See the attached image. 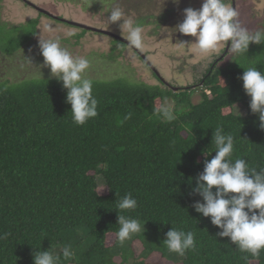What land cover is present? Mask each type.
Segmentation results:
<instances>
[{"label": "trees", "instance_id": "obj_1", "mask_svg": "<svg viewBox=\"0 0 264 264\" xmlns=\"http://www.w3.org/2000/svg\"><path fill=\"white\" fill-rule=\"evenodd\" d=\"M165 15L156 18L159 26ZM137 21L145 26L155 18ZM38 24V18L18 26L0 20V52H17L37 35ZM219 59L197 80L201 86L196 90L175 92L160 80L161 87L93 80L98 115L84 125L74 123L66 89L57 79L0 82V235L8 233L0 239V264H33L34 247L57 255L68 244L75 258H61L59 264H114L117 214L146 221L149 242L161 244L166 252L162 241L171 226L192 231L196 248L177 264H264V250L258 257L241 252L227 237H217L220 229L192 207L202 202L192 188L205 159L215 155L205 157L203 152L214 150L216 127L234 137L233 159L264 168V130L250 111L240 79L252 66L264 72V44L250 43L246 55L231 54L223 66ZM199 89L200 101L193 104L191 96ZM165 99L176 105V119L170 123L154 112ZM236 105L244 109L243 116L234 113ZM96 177L106 195L97 194ZM128 193L138 206L121 213L116 201ZM141 244L144 253L161 257L132 264L171 263L163 251Z\"/></svg>", "mask_w": 264, "mask_h": 264}, {"label": "clouds", "instance_id": "obj_2", "mask_svg": "<svg viewBox=\"0 0 264 264\" xmlns=\"http://www.w3.org/2000/svg\"><path fill=\"white\" fill-rule=\"evenodd\" d=\"M94 2L96 0H88L87 9ZM164 2L165 0H162L160 12ZM179 2L180 0H172L173 4L178 5ZM107 13L108 27L121 22L119 28L122 26L127 31L128 45L123 44L140 57L142 62L150 68L153 76L155 75L157 81L160 80L170 86L162 80L152 64L140 56L143 54L138 49L144 46V25L131 18L124 19L125 12L119 5L110 8ZM238 15L236 8L225 3V0H203L199 9L188 7L183 10V21L171 29L167 28L170 30L168 37L171 39L172 34L176 32L195 37L194 42L178 41L177 43L182 47L195 45V49L200 53L213 52L223 44L234 55H246L250 43L264 44V27L250 31L241 25ZM156 17L153 27L158 25ZM44 30L53 35L41 38L39 32L38 46L43 57L41 67L49 68L50 77L62 82V87L66 89V102L71 105L70 111L74 123L84 125L98 115V101L92 91L93 80L85 78L84 75L89 70L91 61L86 56L74 55L63 46L62 39L60 35L55 34L53 25L46 24ZM69 35H74V33ZM240 79L245 94L250 97V111L258 116L259 128L264 130V72L252 66L243 71ZM130 83L135 84L136 82L130 81ZM189 87L193 90L198 89L197 85L195 86L197 88L193 86L174 87L177 91L171 88L178 92L180 89L185 90ZM204 92L209 95V90ZM175 111V101L168 99L154 109L155 114L162 116L169 123L176 119ZM211 144L214 145V150H205L203 155L208 157L212 152H215V155L210 160L205 159L203 171L195 178V187L192 188V193L199 195L202 202L197 200L192 207L203 217L210 218L211 224L220 229L216 233L217 237H227L241 252L258 257L261 250H264V168L257 170L250 167L243 158L233 159L234 137L226 134L223 127L215 128ZM137 206L138 202L131 193L116 201V209L121 213L135 210ZM145 222L142 223L124 214H117L118 243L122 244L131 239L134 234L143 232ZM7 236L8 233H4L0 235V239H6ZM162 242L169 252L179 256H184L187 251L196 248L195 234L192 231L186 232L172 226L166 232ZM34 249L36 250L33 252V264H59L61 258L64 261H71L75 258V252L70 244L64 245L57 255L49 249L40 250V246Z\"/></svg>", "mask_w": 264, "mask_h": 264}, {"label": "rangeland", "instance_id": "obj_3", "mask_svg": "<svg viewBox=\"0 0 264 264\" xmlns=\"http://www.w3.org/2000/svg\"><path fill=\"white\" fill-rule=\"evenodd\" d=\"M26 2L57 17L111 31L126 39L127 31L122 26L119 28L121 22L111 24L108 27L106 17L109 9L119 5L125 12L124 19L131 18L137 21L143 16L155 18L160 12L162 0H96L88 9V0H1L0 20L2 22L10 26H18L38 18L39 24L36 25L37 35L17 52L8 55L3 52L5 49L1 50L0 82L18 83L23 80L41 78L55 79L50 77L49 68L41 67L43 57L38 46L39 32L41 38H48L53 35V33L44 30L46 24H51L55 29V34L60 35L63 46L67 47L76 56H86L90 59L91 66L84 74L85 78L99 81L122 79L128 82L135 81L136 84L160 86L159 80H156L150 68L129 47L125 46V49L120 51V46L114 43L112 38L88 31L82 34L81 29L77 27L66 25L45 15L38 16L36 10L32 6H28ZM202 3L203 0H180L177 5L173 4L172 0H165L160 14L156 17L168 13L165 15L163 24L160 27H153V23L144 26V46L138 50L152 64L162 80L171 87L193 86L197 88L195 87L197 80L209 68L208 66L213 62V59L219 57L217 64L223 66L229 61L232 54L228 50L227 56L221 59L223 51L226 50V46L223 44L209 53H200L195 49V45L182 47L177 43L178 41L194 42L195 37L185 36L178 32L172 34L171 39H169V29L175 27L184 19L183 10L188 7L199 9ZM231 4L238 11V20L243 27L250 31L261 28L260 24L264 20V0H234ZM150 21L154 20L150 19ZM30 28V25L26 26V30L30 31ZM70 33H74V35H69ZM22 34H24V30H22ZM77 35H80V37L77 38ZM174 89L177 91L176 88ZM200 91H195L191 96L193 104L200 101ZM157 106L159 105L157 104ZM236 107L240 112V116H243L244 109L240 105H236ZM236 107H234V113L239 115ZM96 178L97 191L104 187L99 191V195H106L107 190L103 181L101 178ZM109 239V245H112L113 238ZM150 239L144 226L143 232L134 234L131 239L122 244L117 242L118 247L113 250V263L120 264L123 259L130 255V252L132 255L124 261V264H132L141 259H145L147 262L150 261V263L156 261L161 256L159 254L148 255V253H144L141 244L142 241L148 242L149 244L145 246L148 245L155 251H163L161 244L150 243ZM163 252L165 254L164 258H168L171 262H164V264H177L182 260V257L176 253Z\"/></svg>", "mask_w": 264, "mask_h": 264}, {"label": "water", "instance_id": "obj_4", "mask_svg": "<svg viewBox=\"0 0 264 264\" xmlns=\"http://www.w3.org/2000/svg\"><path fill=\"white\" fill-rule=\"evenodd\" d=\"M26 3L28 4V6H29V5L32 6L33 9H35V10L38 11L39 13H41V14H43V15L49 17V18H52V19H54V20H57V21H59V22H61V23H65V24H68V25H70V26L77 27V28L82 29V30H84V31H89V32H93V33H97V34L105 35V36H107V37L113 38V39H115V40H117V41H120V42H122V43L128 45L126 39H124V38H122V37H120V36H118V35H116V34L110 32V31H107V30H104V29H100V28L91 27V26H88V25H85V24H82V23H78V22L72 21V20H67V19H65V18L57 17V16H55V15H52V14L49 13L48 11H44V10L38 8L37 6H35V5L31 4V3H29V2H26ZM136 51H137V50H136ZM227 52H228V49H227V47H226V50L224 51L223 56H225V54H226ZM137 53L140 54L138 51H137ZM140 56H141L142 58H144L143 55L140 54ZM223 56H222V57H223Z\"/></svg>", "mask_w": 264, "mask_h": 264}, {"label": "flooded vegetation", "instance_id": "obj_5", "mask_svg": "<svg viewBox=\"0 0 264 264\" xmlns=\"http://www.w3.org/2000/svg\"><path fill=\"white\" fill-rule=\"evenodd\" d=\"M233 2H234V0H232ZM232 1L229 3V4H231L232 3ZM232 5V4H231ZM36 13H38V16H39V14H41V13H39L38 11H36ZM196 85H198V84H196ZM199 86V85H198ZM174 88V87H173Z\"/></svg>", "mask_w": 264, "mask_h": 264}]
</instances>
